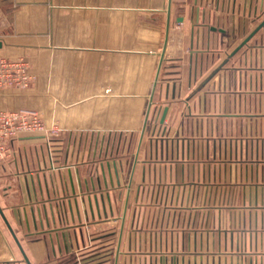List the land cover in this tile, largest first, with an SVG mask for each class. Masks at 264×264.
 I'll return each instance as SVG.
<instances>
[{"label":"crops","instance_id":"1","mask_svg":"<svg viewBox=\"0 0 264 264\" xmlns=\"http://www.w3.org/2000/svg\"><path fill=\"white\" fill-rule=\"evenodd\" d=\"M185 14L164 60L85 55L69 86L43 70L25 91L38 97L0 100L60 127L8 142L0 264H264V0H193ZM47 93L76 97L51 106Z\"/></svg>","mask_w":264,"mask_h":264},{"label":"rangeland","instance_id":"2","mask_svg":"<svg viewBox=\"0 0 264 264\" xmlns=\"http://www.w3.org/2000/svg\"><path fill=\"white\" fill-rule=\"evenodd\" d=\"M191 6L193 0H0V41L5 44L4 50L7 51L3 50L0 56L26 62L31 76L29 86L43 70L47 86H54V73L57 70L62 71L61 77L68 85L71 65L81 66L85 55L94 57L105 53L110 56L119 51H126L131 55L157 50L159 52L168 39L186 38L185 30L182 27L180 29L182 21L176 18L184 17L186 9ZM22 7L27 11L15 14ZM41 7H68L76 10H73L71 16L63 13L41 14L38 11ZM262 18L264 15H260L258 20ZM227 19L226 15L213 11L208 23L223 27L225 23L228 25ZM173 27L176 31L172 30ZM254 29L251 25L248 33ZM237 37H246V34L242 32ZM70 38L81 43H101L104 40L107 46L60 47L55 44L56 41ZM157 41L160 43H156ZM156 44L159 45L158 49ZM165 50L164 48L161 52L163 60L168 55ZM70 57L74 58L72 62ZM29 96L38 97L37 94L26 92L16 97ZM42 97L51 106L62 103L63 107H68L71 99L76 96L47 93ZM45 126V132L39 134L51 137L60 131V127L52 122ZM52 146L47 142V147ZM67 147L68 144H63L62 149ZM112 152L110 158L115 159L118 148L113 144L110 147V153ZM9 158L11 150L10 154L0 158V164L6 163ZM68 166L70 164L66 165ZM144 210L146 207L143 206L138 209L139 213ZM1 226L8 233L7 224L1 223Z\"/></svg>","mask_w":264,"mask_h":264},{"label":"built area","instance_id":"3","mask_svg":"<svg viewBox=\"0 0 264 264\" xmlns=\"http://www.w3.org/2000/svg\"><path fill=\"white\" fill-rule=\"evenodd\" d=\"M31 76L26 62L0 56V100L23 95ZM46 126L35 110L0 109V158L10 154L7 143L21 136L44 133Z\"/></svg>","mask_w":264,"mask_h":264},{"label":"water","instance_id":"4","mask_svg":"<svg viewBox=\"0 0 264 264\" xmlns=\"http://www.w3.org/2000/svg\"><path fill=\"white\" fill-rule=\"evenodd\" d=\"M178 21H181V20H178ZM212 30H215V29L212 28ZM0 47H1V43H0ZM0 214H1L2 218L4 219V217H3L2 213H1V211H0ZM4 220H5V219H4ZM7 226H8V224H7ZM23 257H24L25 261L28 263V261H27L25 255H23Z\"/></svg>","mask_w":264,"mask_h":264}]
</instances>
